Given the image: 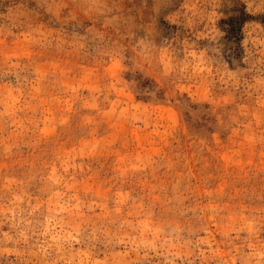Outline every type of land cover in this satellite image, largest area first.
I'll return each mask as SVG.
<instances>
[{"label":"rangeland","instance_id":"obj_1","mask_svg":"<svg viewBox=\"0 0 264 264\" xmlns=\"http://www.w3.org/2000/svg\"><path fill=\"white\" fill-rule=\"evenodd\" d=\"M0 264H264V0H0Z\"/></svg>","mask_w":264,"mask_h":264},{"label":"trees","instance_id":"obj_2","mask_svg":"<svg viewBox=\"0 0 264 264\" xmlns=\"http://www.w3.org/2000/svg\"><path fill=\"white\" fill-rule=\"evenodd\" d=\"M248 18L249 15L242 8H238L236 9V14L222 19L220 23L223 25L222 30L225 32V39L230 43L235 42L238 39L241 24Z\"/></svg>","mask_w":264,"mask_h":264}]
</instances>
